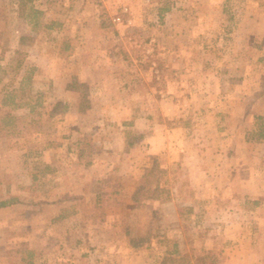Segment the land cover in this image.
Instances as JSON below:
<instances>
[{"label":"rangeland","instance_id":"rangeland-1","mask_svg":"<svg viewBox=\"0 0 264 264\" xmlns=\"http://www.w3.org/2000/svg\"><path fill=\"white\" fill-rule=\"evenodd\" d=\"M4 199L0 264H264V0H0Z\"/></svg>","mask_w":264,"mask_h":264},{"label":"trees","instance_id":"trees-1","mask_svg":"<svg viewBox=\"0 0 264 264\" xmlns=\"http://www.w3.org/2000/svg\"><path fill=\"white\" fill-rule=\"evenodd\" d=\"M31 10H32V12H33L34 14H36V13L38 12V10H36V9H34V8H31ZM14 95H15V94H6L5 99L2 101L3 104L8 103V104H13L14 106H19L20 104H19V103H16V102L14 101V97H15ZM2 118H5V119L10 118V114L7 113V114H5L4 116H2ZM154 166H156V165H154ZM154 166L151 167V170H152V168H153V169L155 168ZM149 170H150V169H149ZM35 178H36V177L33 176V179H35ZM10 203H12V201L9 200V199H8V200H7V199L0 200V207H3V206H6V205H9ZM31 256H32V253L29 252L28 257H31ZM27 264H33L32 260H31L30 258H29Z\"/></svg>","mask_w":264,"mask_h":264},{"label":"crops","instance_id":"crops-1","mask_svg":"<svg viewBox=\"0 0 264 264\" xmlns=\"http://www.w3.org/2000/svg\"><path fill=\"white\" fill-rule=\"evenodd\" d=\"M257 241H259V239L257 238Z\"/></svg>","mask_w":264,"mask_h":264}]
</instances>
